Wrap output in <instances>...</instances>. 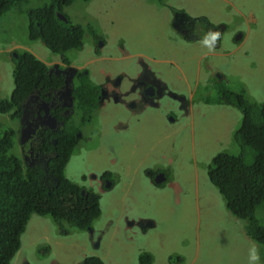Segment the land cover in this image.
<instances>
[{"label":"rangeland","instance_id":"1","mask_svg":"<svg viewBox=\"0 0 264 264\" xmlns=\"http://www.w3.org/2000/svg\"><path fill=\"white\" fill-rule=\"evenodd\" d=\"M48 2L18 0L0 15V99L7 98L13 87L12 52L26 50L44 64L60 60V54L27 36V11ZM61 10L70 23L83 28L81 47L64 55L82 71L88 69L92 81L98 67L106 65L101 58L105 51L114 50L117 62L133 67L137 56L152 65L149 58L163 55L173 65L161 69V74L176 91L184 92L183 84L194 86L193 73L211 85L209 74L219 70L227 90L264 101V0H73ZM181 10L186 14L179 13L180 18L203 17L212 25H225L221 46L209 52L200 42L183 41L174 26V13ZM99 40L103 45L98 50ZM196 88L192 104L173 123L161 118L141 127L126 126L106 109L80 123L85 115L75 110L71 122L78 127L74 135L79 139L64 166L65 177L80 185L82 175L110 168L116 174L115 185L100 192V214L89 230L58 226L46 215L30 214L10 264H81L88 255L105 264H138L143 251L150 253V264L177 259L180 264H248L252 244L259 249V264H264V245L251 240L245 221L225 209L206 174L217 152L237 153L231 135L241 112L203 101L209 91ZM209 100L214 101L212 95ZM15 127L8 113H0V130ZM155 139L161 140L157 147ZM12 143L10 151L15 154V138ZM154 168L164 170V183L149 182L147 173ZM253 216L264 224V203ZM129 221H149L153 226L141 233L136 226H127Z\"/></svg>","mask_w":264,"mask_h":264},{"label":"trees","instance_id":"2","mask_svg":"<svg viewBox=\"0 0 264 264\" xmlns=\"http://www.w3.org/2000/svg\"><path fill=\"white\" fill-rule=\"evenodd\" d=\"M17 1L0 0V15ZM72 1L49 0L27 11L28 39L39 40L47 50L60 54L62 60H68L64 55L67 50H77L82 45V26L70 23L65 15L64 23L54 14L55 11L62 13V7ZM14 53L13 87L7 98L0 99V113L17 108L30 90L43 86L47 79L43 73L47 66L43 62L26 50ZM220 74L223 77L212 82V89L205 90L209 94L203 101L228 105L241 112L240 122L231 135L238 151L236 154L217 152L207 164L206 174L221 195L225 209L245 221V233L251 240L264 245V224L258 223L253 216L255 208L264 203V101H250L241 91L227 90L224 74ZM92 87L95 85L91 81L78 86L77 95L80 97L79 92L85 88L89 92ZM211 95L214 101L209 100ZM12 135L9 128L0 130V264H10L30 214L46 215L58 226L65 224L78 230L90 228L92 220L100 214L98 195L89 191L82 195V187L63 173L74 144L66 143L72 135L68 127L57 133L63 139L57 143L59 157L49 161L45 172L40 167L22 166L10 151ZM62 136H66L65 139ZM49 173L55 179L48 178ZM151 260L146 251L137 256L138 264H150ZM176 261L170 264L181 263ZM81 264L105 263L98 256L88 255Z\"/></svg>","mask_w":264,"mask_h":264},{"label":"flooded vegetation","instance_id":"3","mask_svg":"<svg viewBox=\"0 0 264 264\" xmlns=\"http://www.w3.org/2000/svg\"><path fill=\"white\" fill-rule=\"evenodd\" d=\"M179 13L186 14L182 10L174 13V26L180 38L185 42L197 44L209 30H218L221 32V36L225 32L226 28L223 24L212 25L206 22L203 17H197V19L190 21L186 17L180 18ZM220 40L217 42L216 48L221 46ZM98 45L99 50L103 43L99 40ZM97 55H100V52H97ZM116 57L118 55L114 50L105 51L101 58L106 65L102 68L98 67L96 81L88 78V69L82 71V68L71 64L67 57L68 60H62V56H60L59 61L53 60L50 64H45L47 67L43 73L47 79L43 83L44 85L30 90L17 108L14 110L11 108L7 111L10 118L14 119L16 123L12 138L16 139L15 156L20 160L22 166L40 167L45 172L49 161L59 157L57 143L62 142L63 139H60L57 133L62 131L64 127H68V133L71 132L72 134L66 143L74 142L71 147V151L73 150L79 139L74 135L77 133L78 127L71 122V116L75 110L78 114L85 115V118L80 117V123L89 122L91 115L99 113L102 109L108 110L116 121H125L126 126L130 124L141 127L147 122L161 118L168 119L173 123L177 122V118L180 116H184L192 104L197 85L200 90L205 91L208 86L211 90L212 82L223 77L219 70L216 72L214 70L208 76L212 79V81L210 80L211 85H208L207 82H202L198 77H195L193 73L194 86L190 88L187 83V88L183 84V88L186 89L184 92H179L161 74V69L173 65V62L168 59L169 57L163 55L160 58L151 57L148 60L152 65H149L137 56L134 67L130 63L127 65L117 62ZM199 64L198 61L197 65ZM203 69L205 72L208 70L206 64ZM83 76H86L87 79ZM54 80L56 81L53 82ZM64 80H66V85H64ZM89 81L95 87H92L89 92H87V88L83 89L79 92V97L76 88L88 84ZM120 112L121 115L119 116L118 113ZM122 127L126 128L125 125ZM62 137L65 139L66 136ZM161 140H163L162 135ZM161 140L155 139L153 145L157 147ZM12 146L13 143L10 148ZM162 172L164 170L154 168L147 173V177L149 176L147 179L154 184L164 183L166 174H161ZM115 175V172L110 168H105L98 173L90 171L87 177L82 175L80 193L82 195L85 191L96 193L99 200L101 191L110 189L115 185L117 180L114 178ZM47 176L51 180L55 179L53 174L49 173ZM160 177L162 180L157 183L156 178L159 179ZM84 183H89V186L87 187ZM126 225L136 226L141 233H145V228L150 226V224L146 225L145 221L136 223L131 221Z\"/></svg>","mask_w":264,"mask_h":264},{"label":"clouds","instance_id":"4","mask_svg":"<svg viewBox=\"0 0 264 264\" xmlns=\"http://www.w3.org/2000/svg\"><path fill=\"white\" fill-rule=\"evenodd\" d=\"M220 38H221L220 31L209 30L208 32L205 33L200 43L203 47L207 48L209 52H211L215 50L217 42L220 40ZM12 55L14 56L15 53H13ZM259 262H260L259 249L255 244H252L248 249V264H259Z\"/></svg>","mask_w":264,"mask_h":264},{"label":"water","instance_id":"5","mask_svg":"<svg viewBox=\"0 0 264 264\" xmlns=\"http://www.w3.org/2000/svg\"><path fill=\"white\" fill-rule=\"evenodd\" d=\"M55 16H56V18L58 19V20H61L62 22H66V18H65V16L63 15V14H61L60 12H58V11H55ZM239 37V35L238 36H236V38H238ZM235 38V39H236ZM64 85H66V80H64ZM158 178H156V182L157 183H159V181L160 180H157ZM129 222H131V221H129ZM128 222V223H129ZM146 222V225L147 224H150V222L149 221H145ZM151 225V224H150ZM90 228L89 227H87V230H89Z\"/></svg>","mask_w":264,"mask_h":264},{"label":"crops","instance_id":"6","mask_svg":"<svg viewBox=\"0 0 264 264\" xmlns=\"http://www.w3.org/2000/svg\"><path fill=\"white\" fill-rule=\"evenodd\" d=\"M0 51H2V50H0ZM10 51V49H8V50H6V52H9ZM6 56V55H5Z\"/></svg>","mask_w":264,"mask_h":264}]
</instances>
